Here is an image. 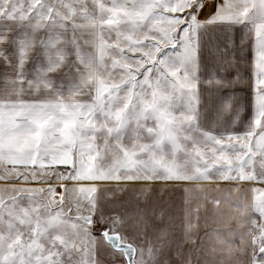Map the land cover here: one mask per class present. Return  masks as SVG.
<instances>
[{"label":"snow or ice","instance_id":"snow-or-ice-1","mask_svg":"<svg viewBox=\"0 0 264 264\" xmlns=\"http://www.w3.org/2000/svg\"><path fill=\"white\" fill-rule=\"evenodd\" d=\"M0 264H264V0H0Z\"/></svg>","mask_w":264,"mask_h":264},{"label":"rangeland","instance_id":"rangeland-1","mask_svg":"<svg viewBox=\"0 0 264 264\" xmlns=\"http://www.w3.org/2000/svg\"><path fill=\"white\" fill-rule=\"evenodd\" d=\"M221 187H223L224 185L221 184ZM257 187H259V185H257ZM162 197L164 200H171L173 201L175 204L179 205L180 203V199L181 197L184 195L179 189H174V188H165L162 193H161ZM195 195V194H193ZM202 215H203V210H202ZM210 215V213H209ZM201 224H203V219L201 220ZM216 225L212 224L211 222H209V225L207 227V231L211 232L213 230V228H215ZM205 229H201L199 232V237H198V243L203 242L205 246H209L210 245V240L205 237L204 235Z\"/></svg>","mask_w":264,"mask_h":264}]
</instances>
